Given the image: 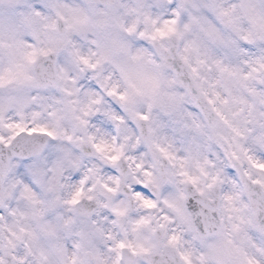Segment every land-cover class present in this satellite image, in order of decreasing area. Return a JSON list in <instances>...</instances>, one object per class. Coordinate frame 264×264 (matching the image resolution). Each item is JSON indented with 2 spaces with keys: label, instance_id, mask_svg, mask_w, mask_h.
Instances as JSON below:
<instances>
[{
  "label": "clouds",
  "instance_id": "9594fccd",
  "mask_svg": "<svg viewBox=\"0 0 264 264\" xmlns=\"http://www.w3.org/2000/svg\"><path fill=\"white\" fill-rule=\"evenodd\" d=\"M0 264H264V0H0Z\"/></svg>",
  "mask_w": 264,
  "mask_h": 264
}]
</instances>
